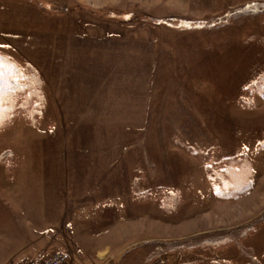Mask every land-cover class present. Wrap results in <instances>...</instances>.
Listing matches in <instances>:
<instances>
[{"label":"rangeland","instance_id":"obj_1","mask_svg":"<svg viewBox=\"0 0 264 264\" xmlns=\"http://www.w3.org/2000/svg\"><path fill=\"white\" fill-rule=\"evenodd\" d=\"M0 52L44 97L0 129V264H264V0H0ZM104 77L122 124L90 112ZM238 155L240 194L221 170ZM209 236L228 241L182 246Z\"/></svg>","mask_w":264,"mask_h":264},{"label":"trees","instance_id":"obj_2","mask_svg":"<svg viewBox=\"0 0 264 264\" xmlns=\"http://www.w3.org/2000/svg\"><path fill=\"white\" fill-rule=\"evenodd\" d=\"M264 87V74L262 73L248 86ZM0 86L3 88V120L0 121V129L3 125L9 123V119H13L17 115H21L27 121H33L37 118L42 110L44 97L41 90L40 75L35 68L30 64H20L17 60L12 59L9 55L0 52ZM247 86L242 90H246ZM17 105L18 108H15ZM16 115V116H15ZM36 115V116H35ZM222 171L231 177L232 183L230 187L236 193L245 192L250 184V178L247 173L251 172L249 162L244 155H238L233 161L228 162L231 158L226 157ZM137 172V171H136ZM238 175V177H237ZM134 181V180H133ZM230 181V180H229ZM249 228V225L247 226ZM248 228L244 227L238 232L239 236H243ZM251 231V230H250ZM205 242L202 244L185 245L184 248L191 249L194 246H207L211 251V247H215L219 241H228L227 238L223 240H214L213 237H205ZM231 240V239H230ZM232 241V240H231ZM203 246V247H205ZM170 248V246L168 247ZM206 248V247H205ZM166 249V248H165ZM211 252L214 253V250ZM210 252V253H211ZM158 255V254H157ZM150 259V258H149ZM148 259V260H149ZM147 261V260H146ZM258 260L249 257L248 263L243 264H257ZM195 264V263H185ZM207 264H238L232 262L230 259H211Z\"/></svg>","mask_w":264,"mask_h":264},{"label":"crops","instance_id":"obj_3","mask_svg":"<svg viewBox=\"0 0 264 264\" xmlns=\"http://www.w3.org/2000/svg\"><path fill=\"white\" fill-rule=\"evenodd\" d=\"M104 79L105 80H103L104 81V83H105V87H103V89H104V91H102L101 90V92H100V94H98V95H100L99 96V98L97 97V99H96V97H95V94H94V100L96 101V102H99V103H97L95 106H94V110H93V107H92V109H90V112H94V111H97V110H100V111H107V110H109L108 112H113V111H115V110H117V111H120V114H118V118H119V116H120V122H121V124L123 123V122H125L124 120H125V116H126V113H127V111H128V97H129V94L126 96V99H127V101H125V102H121V107H120V109H117L116 108V106H111V107H105V105H106V102H107V104L108 105H114V103L113 102H111V100L109 99V97H108V95L109 94H107V92H109V90H107L108 88H110V86H109V78L108 77H104ZM123 82H124V79L123 78H119V80L118 81H116L115 83L116 84H119L118 86H116V87H118V88H115V89H118V90H116V91H119V90H123V88H122V86H123ZM113 85V87H114V84H112ZM109 86V87H108ZM108 87V88H107ZM80 89H82V88H80ZM79 89V90H80ZM93 90H96V89H93ZM103 92H104V94H103ZM75 94V93H74ZM74 94H72V96H75ZM85 95V94H84ZM91 95V94H90ZM86 96V95H85ZM86 98V97H85ZM85 98H83V97H79V98H77V97H74V99H73V102H71V101H69V102H65V103H60L61 104V108H63L64 110H67V111H73L74 113L75 112H77V111H84V109H83V106L85 105V103H87V100L84 102V99ZM102 101H104L103 103H101ZM91 104V103H90ZM93 104V103H92ZM128 104V105H127ZM103 106V108H99L100 106ZM124 105H127L126 107H123ZM99 108V109H98ZM124 111V113H123V111ZM87 111V110H86ZM100 115V116H99ZM75 115H73L72 116V118H71V120H67L68 122H71V124L69 123L68 125H70V126H75V127H77V123H76V121L74 120L75 118ZM102 117H104V118H107L106 116H102V114H96V113H94L93 114V116H92V118L91 119H89L88 121H89V123H88V126H93L94 125V121H97V120H103V118ZM76 118H77V116H76ZM108 119V118H107ZM82 120L83 121H87V120H85L84 118H77V121L79 122V121H81L82 122ZM118 121V120H117ZM80 125V124H79ZM91 154H93V153H91ZM91 154H89V156H91ZM95 157L97 158V159H100L101 158V156H99L98 154H96L95 155ZM95 169H98L99 171H101V169H103V168H95ZM104 169H106V168H104ZM108 170L109 169H112L111 167H109V168H107ZM106 169V170H107ZM75 188H77V186H74ZM80 197V198H79ZM79 197H77V198H79L80 200L82 199L81 198V196H79ZM89 206H94L93 204H89ZM63 215V214H62ZM62 215H61V217H62ZM59 221V220H58ZM111 227H112V225H111Z\"/></svg>","mask_w":264,"mask_h":264},{"label":"built area","instance_id":"obj_4","mask_svg":"<svg viewBox=\"0 0 264 264\" xmlns=\"http://www.w3.org/2000/svg\"><path fill=\"white\" fill-rule=\"evenodd\" d=\"M72 259L68 252L57 251L48 256H36L28 258L21 264H71Z\"/></svg>","mask_w":264,"mask_h":264},{"label":"snow or ice","instance_id":"obj_5","mask_svg":"<svg viewBox=\"0 0 264 264\" xmlns=\"http://www.w3.org/2000/svg\"><path fill=\"white\" fill-rule=\"evenodd\" d=\"M3 88L0 86V121L3 120Z\"/></svg>","mask_w":264,"mask_h":264}]
</instances>
